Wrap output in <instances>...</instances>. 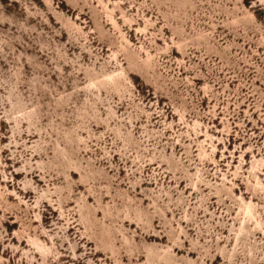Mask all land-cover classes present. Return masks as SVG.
<instances>
[{"label": "rangeland", "instance_id": "obj_1", "mask_svg": "<svg viewBox=\"0 0 264 264\" xmlns=\"http://www.w3.org/2000/svg\"><path fill=\"white\" fill-rule=\"evenodd\" d=\"M0 264H264V0H0Z\"/></svg>", "mask_w": 264, "mask_h": 264}]
</instances>
